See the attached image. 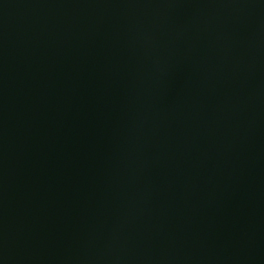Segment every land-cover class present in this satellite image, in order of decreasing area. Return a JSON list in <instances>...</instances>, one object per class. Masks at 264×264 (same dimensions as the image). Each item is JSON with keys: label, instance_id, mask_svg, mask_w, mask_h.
I'll list each match as a JSON object with an SVG mask.
<instances>
[{"label": "water", "instance_id": "1", "mask_svg": "<svg viewBox=\"0 0 264 264\" xmlns=\"http://www.w3.org/2000/svg\"><path fill=\"white\" fill-rule=\"evenodd\" d=\"M0 264H264V0H0Z\"/></svg>", "mask_w": 264, "mask_h": 264}]
</instances>
